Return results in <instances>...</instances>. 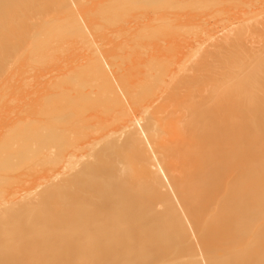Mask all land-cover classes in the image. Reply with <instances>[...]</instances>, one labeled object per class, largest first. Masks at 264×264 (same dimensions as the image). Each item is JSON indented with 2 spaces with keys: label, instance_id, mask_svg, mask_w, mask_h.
<instances>
[{
  "label": "bare ground",
  "instance_id": "1",
  "mask_svg": "<svg viewBox=\"0 0 264 264\" xmlns=\"http://www.w3.org/2000/svg\"><path fill=\"white\" fill-rule=\"evenodd\" d=\"M0 264H264V0H0Z\"/></svg>",
  "mask_w": 264,
  "mask_h": 264
},
{
  "label": "rangeland",
  "instance_id": "2",
  "mask_svg": "<svg viewBox=\"0 0 264 264\" xmlns=\"http://www.w3.org/2000/svg\"><path fill=\"white\" fill-rule=\"evenodd\" d=\"M54 17H56V16H54ZM34 32H35V29H34ZM29 34H30V33H29ZM31 34L33 35L32 32H31ZM25 37H26V36H25ZM19 38H20V37H19ZM22 38H23V37H22ZM22 38H20L19 41H21V42L24 43V44L21 43V46H19V44H18V42H17V41H18V40H17L18 38H17V39H16V43L18 44V46H16V47L19 49V53H20V50H21V52H24L22 58L25 59V58L29 55V51H28V47H27V46H29V44L32 43V42H29V44H28V43H25V42L27 41L28 37H27L26 40H24V39H25V38H24L23 41L21 40ZM24 41H25V42H24ZM27 44H28V45H27ZM23 45H24V46H23ZM22 46H23V47H22ZM19 47H20V48H19ZM24 47H25V48H24ZM17 48H16V50H18ZM21 48H22V49H21ZM16 50H15V52H17ZM23 50H24V51H23ZM15 52H14V53H15ZM64 52H65V51H64ZM58 53H59V52H58ZM62 53H63V52H62ZM65 53H66V52H65ZM15 54L17 55V53H15ZM21 54H22V53H21ZM18 55H20V54H18ZM18 55H17V56H18ZM17 56H16V57H17ZM21 56H22V55H21ZM21 56H20V57H21ZM16 57L14 56V58H16ZM35 65H36V66H35ZM43 66H44V61L41 62V63L34 64L33 66H30V67H32L33 69L30 68V69H32V72H31V73H28V75H29L30 78H29V80H27V82H29L31 85H34V84L36 83V80H35V79H36V77H37V74L39 73V71L42 69ZM108 67H109V65H108ZM25 74H26V73H25ZM35 76H36V77H35ZM34 77H35V78H34ZM88 80H89V79H88ZM91 80L93 81L94 79L91 78ZM91 80L88 81L89 84H90L89 87H88V89L90 88L92 91H94L95 89H98L97 86H99L100 84H99V82H98L97 85H96L97 88H93V85H95V83L93 84V82H96V81H93V82H92ZM27 82H26V83H27ZM85 82H87V81H85ZM87 84H88V83H87ZM98 84H99V85H98ZM99 87H100V86H99ZM44 88H45V90H48V89H49V87H44ZM92 88H93L94 90H93ZM88 89L86 88V93H88V92H87ZM92 91H90V93H92L91 95H95L96 92H94V93H95V94H94ZM95 91H96V90H95ZM97 91H99V89H98ZM97 93H98V92H97ZM34 97H35V96H33V98H34ZM93 97H97V96H93ZM98 97L101 98L100 93H98ZM98 97H97V99H98ZM89 98H90V97H89ZM35 99H36V97H35ZM91 99H95V98H91ZM101 99H102V98H101ZM101 99H100V100H101ZM98 100H99V99H98ZM165 260H166V258L163 259L161 262H163V261H165Z\"/></svg>",
  "mask_w": 264,
  "mask_h": 264
}]
</instances>
